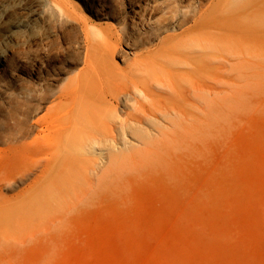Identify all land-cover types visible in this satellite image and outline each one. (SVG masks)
Wrapping results in <instances>:
<instances>
[{"label": "rangeland", "instance_id": "rangeland-1", "mask_svg": "<svg viewBox=\"0 0 264 264\" xmlns=\"http://www.w3.org/2000/svg\"><path fill=\"white\" fill-rule=\"evenodd\" d=\"M140 38L124 97L97 90ZM0 264H264V0H0Z\"/></svg>", "mask_w": 264, "mask_h": 264}, {"label": "bare ground", "instance_id": "bare-ground-1", "mask_svg": "<svg viewBox=\"0 0 264 264\" xmlns=\"http://www.w3.org/2000/svg\"><path fill=\"white\" fill-rule=\"evenodd\" d=\"M47 9L45 10L51 18H53L55 20L56 24H59L60 27H62V25L72 22L71 18L74 12H72V10L68 7H66L65 5L56 3V2H47ZM163 9L164 10H168L171 11L172 7L168 6L166 3H164L163 5ZM157 10V8L155 7V5L150 7V11L151 12H155ZM75 14V13H74ZM166 20V19H165ZM165 20H158L154 23L152 30L154 33H152V35L155 37L157 36L161 30H166L167 29V24L168 22ZM199 23L197 22V27L199 28ZM169 30V29H168ZM73 32V31H71ZM71 32H66V37L68 39H71L73 37V34ZM93 34L95 36L100 35V33L93 31ZM104 38H106V35H104ZM108 41V37L106 38V43L104 46V61H106L107 63H111L112 59H113V55L114 52L116 51V46H113V50H110V47L107 44ZM150 43V39H146V40H141V38L139 40L136 41V43H133L134 45V50L140 52V53H134V58L132 59V61L129 63L128 65V71L127 72H115L112 69L109 70L108 68L104 67L102 65V63H95V65L91 64L89 69L90 72L93 75V79L94 82H92V84L95 85L96 89L101 91L103 94H108V96H111L113 99L117 100L120 97H124V94L128 91L127 89L129 88L127 86L126 83H124V79L127 78V76L129 75V73L133 74V70L139 66L142 65L144 62H146V60H148L149 57V52L147 51L148 48L147 45ZM171 47H168L166 50H170ZM84 64L87 65L90 62V54H89V50L87 48L84 58H83ZM186 62V63H185ZM184 63L189 64V65H194V70H191V72H187L186 75H188V77L194 76L196 78H198L201 75V62L200 59L197 60V62L195 63H190V61L186 60ZM187 67V65H186ZM104 82H106V84H110L112 85V87H105ZM129 83H131L132 87H134L136 89V93L137 95L139 94L138 91V87H136L135 85V81L133 80V77L129 80ZM107 88V89H106ZM144 89V88H143ZM142 89V90H143ZM71 87L67 86L65 87L61 92H59L56 95L55 98V105H53L52 107H58V106H62L64 105V100H67V97L69 95V93L71 92ZM70 103L66 104L63 106V109H65L66 113L68 112V114H70L73 110V107L70 108ZM52 107L47 111V113L52 109ZM62 113V112H61ZM49 117V115H45L42 119L45 121V119H47ZM37 123H35V125H37ZM47 128L45 131H40V133H43L40 136H36L30 143L32 151L30 153V156L34 155V154H40L43 156V158H41L42 160H39L35 166L36 169L39 170V173L41 176L43 175H47L48 171H47V166L51 165L52 162H54L55 158H56V153H55V146L56 144H52L49 139L48 136L46 134V132H48L49 136L50 134H55V133H61L64 131L63 128ZM11 148V147H10ZM14 152H17L16 150H14ZM12 158V155L10 154V157ZM34 166V165H33ZM20 167H18L19 169ZM7 174V173H5ZM23 172L19 171L18 175H22ZM7 176H11V173L8 174ZM40 176V177H41ZM12 178H8L6 177V181L8 182L9 180H11Z\"/></svg>", "mask_w": 264, "mask_h": 264}]
</instances>
